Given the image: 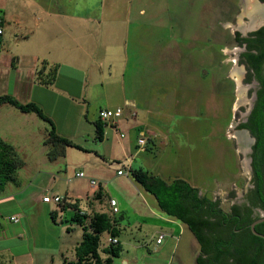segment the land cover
<instances>
[{"label":"rangeland","instance_id":"1","mask_svg":"<svg viewBox=\"0 0 264 264\" xmlns=\"http://www.w3.org/2000/svg\"><path fill=\"white\" fill-rule=\"evenodd\" d=\"M82 1L101 6V12L94 11V14L118 21L119 29L126 30L129 37L125 75L117 84L109 83L106 92L94 90L95 97L89 101L91 106L88 105L89 116L97 118L101 108L107 106H123L126 95L128 108L138 109L140 115L136 124L145 125L148 143L145 150L138 151L137 132L130 130L131 126L122 120L124 117L118 120H122L120 130L109 129L102 141L96 134H90L84 124L80 125V132H85L73 141L83 149L61 144L59 155L54 144H40L43 135L38 130L36 137L27 130L31 138L27 141L35 145L30 144L19 152L28 167L18 168V173L24 182L40 174L38 182L48 188V194L51 189L61 194L68 191L84 202L94 198V191L102 189L108 201L103 200L102 210L110 207L107 211L121 230L123 250L116 259L117 264H123L124 256L131 260L130 264H134L135 258L139 259L135 264H197L191 249L184 251L185 244H199L192 231L187 228L184 234L175 233L176 237L172 238L171 226L160 219V215L168 214L158 207L154 195L133 178L130 168H144L169 182L184 179L199 188L200 196L218 201L226 212L235 204L245 203L252 177L249 139L247 148H241L237 125L249 114L252 95L244 81L245 74H242L241 85L233 76L241 52L234 35L253 29L241 27L249 22L243 14L244 0ZM110 5L116 7L111 9ZM128 6H132L133 11L135 7L137 10L143 7L147 14L139 16L138 12H132L128 18ZM0 8H4V15L6 6L0 5ZM26 15L30 13L25 11L23 16ZM6 24L5 19L4 28ZM16 30L20 33L22 28ZM29 42V37L6 35L0 48V96L9 94L21 100L23 92L20 93L19 88L22 85L33 87L36 69L42 61L32 53ZM14 55L18 59L15 60ZM64 78H61L62 84ZM81 79L77 77L71 84L73 90L82 85ZM138 101L148 103L149 109L144 105L137 107L135 102ZM60 108L59 114L65 106L60 105ZM7 109L11 108L6 106L0 110V136L17 131ZM46 125L50 128L48 123ZM19 133L21 136L22 132ZM116 133L126 136L120 138ZM119 170H124V174H118ZM80 171L86 177H77ZM90 178H95L99 185L90 187ZM31 191L30 188L29 193ZM111 197L118 201V213L112 212ZM68 199L72 201L71 195ZM34 200L26 208L32 214L27 217L33 224H38L44 214L53 220L50 209L57 210L62 218L59 217L54 226L55 236L59 235L58 229L65 232L66 227L71 226L69 237L62 243L70 246L82 240L83 227L70 218L73 209L61 213L59 204L52 201L46 210L40 202L43 201L41 196L37 202ZM161 232L168 235L159 245L156 240ZM107 236L108 233L101 235L102 245ZM71 250L68 252L70 260L75 258V251ZM46 261L52 264L48 258ZM60 263L58 256L54 264Z\"/></svg>","mask_w":264,"mask_h":264},{"label":"crops","instance_id":"2","mask_svg":"<svg viewBox=\"0 0 264 264\" xmlns=\"http://www.w3.org/2000/svg\"><path fill=\"white\" fill-rule=\"evenodd\" d=\"M42 1L43 2L40 0H0V5H5L7 9V12L4 14L7 24L6 28H4V34L0 37V48H2L5 43L6 35L14 38L17 35L29 37V45L32 49L30 50L41 58L42 61L37 69L45 65V72H48L51 68H56L57 71L56 79L53 84L43 85L34 79L33 87H25L22 85L19 88V92H23L22 99L19 100V97L16 98L22 103L34 102L39 105L44 113L54 122L58 134L63 137L73 141V139L85 132H80V125L82 124L85 125L88 131L90 129V134L92 132L94 136L96 134L95 121L99 119V116L97 118L89 116L88 105L91 106L89 101L93 100L95 97V91L102 90L106 92L109 83L117 84L119 78L125 75V67L128 58L126 51L129 39L128 32L119 29L118 21L94 14V11L101 12V6L98 7V5L87 4L82 0ZM115 7V5H110L109 8L113 9ZM2 9L4 8H0L1 13H3ZM25 11L26 13H30V16L26 15V17H24L23 13H25ZM132 12H138L139 16L147 14L143 7L138 10L135 7L133 11L132 6H128L126 12L129 14L128 18H130ZM139 20H141V18ZM140 23L139 21V24ZM17 28H22V31L17 33ZM134 52L137 54L136 45L134 47ZM16 56L14 55L15 60L18 59ZM150 72L156 75L154 71L150 70ZM140 73L142 72H139V74ZM147 74L148 73H146V75ZM62 77H65V83L63 84ZM77 77H82L79 81L82 85H80L78 90H73L71 84L76 82L74 80ZM120 89L123 90L121 86ZM123 98L125 99L123 106H107L101 109L122 107L124 109V118L122 120L131 126L130 130L137 132L138 140L139 133L145 130V125L136 124L140 115L137 111L138 109L128 108L126 105V95L123 96ZM135 103L137 107L144 105L149 109L148 103L146 102L138 101ZM60 105H62V107L65 106L61 114H59L61 110ZM6 106L11 108L7 109V113L13 118L11 124L17 131L0 137L10 143L15 148L18 155L20 151L29 147L30 144L31 146L35 145L33 142L30 143L27 141L31 139L26 133L27 130L33 137H36L38 130L41 135H43L40 144L42 143L45 146L48 144H45L49 138L50 131V128L46 125L48 122L41 119L35 112H23L9 103L1 104L0 110H2L3 107L6 108ZM72 111H75V114H72ZM147 111L151 113L149 110ZM135 112L136 115L134 116L133 114ZM121 121H117V128L114 126L105 127L104 139L107 137L109 129L112 131H117V129L120 130ZM132 122H135V124ZM146 129L149 128L146 127ZM19 132H22L21 136H19ZM117 136L120 137L119 135ZM26 142L28 144H26ZM23 162L24 164L22 167H28V162L24 160ZM18 172L19 170L14 180L8 182L5 188L0 191V264H41V262L42 264H46L47 258L50 263L54 264L58 256L61 258L60 264H64V259H69L68 252L70 249H72L71 251H75L80 242L76 241L74 245L69 244L70 246H66L62 243L65 237H69L68 234L72 229L71 226L66 227L65 232H68L67 234L61 229H58L60 230L59 235L55 236L56 228H54V226L57 224V219L59 217L62 218V216H59L57 210L50 209L51 213L56 212V220H51L44 214L38 224H33L32 219H28L27 217L32 214L28 212L26 208L32 204V201H35L34 199H36V202L40 200V196L43 199V197L47 195H64L68 198H70L71 195V202L80 200L79 208L81 212H85L86 214H91L93 211L108 213L107 210L110 211V207H108L107 210H102L101 207L104 202L103 200H106L104 191L102 189L94 191V198L91 200L87 198L84 202L79 196L71 193L69 195L68 191H66L65 194H61L59 190L51 189L49 190L51 194H48V188H45L43 184L38 182L40 174L35 176L32 181L24 182ZM91 179L95 178L89 179L90 187H92L90 183ZM56 180L57 178L54 177V181ZM13 188L16 189L12 190ZM30 188L33 190L31 193H29ZM99 191L100 200H97L96 198L98 197L97 194ZM40 202L45 206L46 210H48V206L52 203ZM59 208L61 209L60 205ZM68 210L70 209L61 211V213H67ZM70 213L71 212H68V214ZM72 216L73 214L71 213L70 218H72ZM12 217L18 220L14 221L11 219ZM160 219L161 221L169 223L171 226V229L174 231L172 238L176 237L175 233L184 234L187 228L190 230L186 223L169 214L165 217L160 215ZM140 220L144 221L146 219L141 218ZM137 226L141 229L140 224ZM158 226L161 227V223ZM63 233H65V235H63ZM161 234L165 235L164 238L168 235L165 232L159 233V235ZM118 238L121 244H123L121 237ZM106 241L103 246L107 244ZM38 243H43L41 245L43 249H40L41 246H38ZM162 243L163 241L157 244L161 245ZM189 249H191V255L195 257L196 261L199 256H202L203 259L207 258L206 255L202 254L200 244L194 245L191 244V242L189 245L185 244L184 251L187 252ZM159 251L161 250L159 249ZM122 260L123 264L131 263L128 257L124 256ZM138 261L139 259L135 258L134 264L138 263ZM197 264L199 263L197 262Z\"/></svg>","mask_w":264,"mask_h":264},{"label":"trees","instance_id":"3","mask_svg":"<svg viewBox=\"0 0 264 264\" xmlns=\"http://www.w3.org/2000/svg\"><path fill=\"white\" fill-rule=\"evenodd\" d=\"M258 35L264 34L258 33ZM236 36L239 37L240 34L236 33ZM254 60L257 63L264 60V51L255 56ZM44 68L45 65L37 69L36 81L43 85L53 84L57 74L56 68H51L48 72H45ZM3 103H9L23 112H35L41 119L48 122L50 131L47 143L54 144L57 155H59L58 146L61 144L83 149L71 139L59 135L52 119L36 103H22L9 94L0 96V105ZM262 119L259 114H256L253 131L259 137L264 136V120ZM242 126L250 125L247 123ZM105 127L106 123L100 118L95 121L96 138L101 141L105 136ZM137 146L138 151H143L140 150L138 142ZM57 155L55 154V156ZM262 162L264 160L255 162L254 165ZM23 164L24 162L15 148L10 143L0 139V191L5 188L8 182L14 180L18 168L22 167ZM253 169L256 193L264 207V167H253ZM130 172L147 192L154 195L163 211L188 225L201 246L202 254L207 256L206 259L199 256L197 258L199 264H264V238L255 235L251 228L248 230L243 228L241 232L237 233L236 229L241 228V223L240 220L234 218V212H226L219 208L218 201L207 196H200L198 187L191 185L184 179H174L169 182L144 168L131 167ZM99 193L100 191L97 194V199L100 200ZM111 199H109L110 206ZM79 203L80 200L71 202L68 197L64 202L59 203L62 211L73 209L72 220L79 222L83 227V238L75 249V258L72 260L65 258L63 263L117 264L116 259L120 257L123 250L121 242L103 246L101 241L103 233H108V236L120 237L121 230L116 223L117 220L111 217V213L107 212L93 211L91 214H81ZM236 208L235 206L234 209L236 210ZM51 214L56 220V212ZM248 221L251 223L253 219H248ZM255 229L264 234V222L257 224Z\"/></svg>","mask_w":264,"mask_h":264},{"label":"flooded vegetation","instance_id":"4","mask_svg":"<svg viewBox=\"0 0 264 264\" xmlns=\"http://www.w3.org/2000/svg\"><path fill=\"white\" fill-rule=\"evenodd\" d=\"M256 1L264 4V0ZM252 28L253 29L248 31L246 34L244 32H236L240 34L239 37L236 36V33L234 35L237 46L241 48L237 65H243L241 67L243 68V76L245 74L244 81L249 85V91H251L252 95V106L250 112L246 119L237 125V132L246 133L249 139L248 153L250 154L249 161L252 173L250 183L251 189L247 194L245 203L235 204L230 208V212H234V218L240 220L241 223V228L236 229L237 233L241 232L243 228L248 230L251 228V223L253 221L264 215V207L262 206L261 201L258 199V194L256 193V180L253 169V167H264V162L254 165L255 162L264 160V136L259 137L253 131L256 114H259L261 118H263L262 120H264V60L259 63L254 60L255 56L260 55L262 51H264V35H258V33L264 34V31H262L264 28V21ZM247 123L250 126H242ZM235 206L237 207L236 210L234 209ZM219 208H221L220 205ZM248 219H253V221L250 223Z\"/></svg>","mask_w":264,"mask_h":264},{"label":"built area","instance_id":"5","mask_svg":"<svg viewBox=\"0 0 264 264\" xmlns=\"http://www.w3.org/2000/svg\"><path fill=\"white\" fill-rule=\"evenodd\" d=\"M4 23H5V18L3 13L0 12V37L4 34ZM124 115V109L122 107H117L115 109H109V108H105V109H101L99 112V117L100 119L106 123V126H114L115 128L118 127V120L123 117ZM134 116L136 115V112L133 114ZM120 137H125L124 133L120 134ZM138 144L140 147V150H144L147 143H148V136L146 134V131H142L139 133V137H138ZM118 174L122 175L124 174V170H119ZM77 177L80 178H84L86 177L85 173L83 171L77 172L76 173ZM90 183L92 186L95 185H99V182L96 179H91ZM66 200V196L64 195H47L43 197V201L44 202H52L55 201L56 203H62ZM111 206L113 208V212L117 213L119 212V208H118V202L115 198H112L111 201ZM81 214L85 213V212H80ZM14 221H17L18 219H16L15 217L11 218ZM164 234L159 235L158 239H157V243H161L163 238H164ZM107 244H118L119 243V238L118 237H114V236H108Z\"/></svg>","mask_w":264,"mask_h":264},{"label":"bare ground","instance_id":"6","mask_svg":"<svg viewBox=\"0 0 264 264\" xmlns=\"http://www.w3.org/2000/svg\"><path fill=\"white\" fill-rule=\"evenodd\" d=\"M243 14L248 17L249 22L247 24H243L241 27L247 29L249 27H254L258 25L261 21H264V4L259 3L256 0H244L243 1ZM243 69L241 67L236 66L233 71V76L237 83L241 85ZM238 141L240 147L246 149L248 144L247 134L244 132H240L238 134Z\"/></svg>","mask_w":264,"mask_h":264},{"label":"water","instance_id":"7","mask_svg":"<svg viewBox=\"0 0 264 264\" xmlns=\"http://www.w3.org/2000/svg\"><path fill=\"white\" fill-rule=\"evenodd\" d=\"M262 222H264V215H263L262 217L256 219L255 221H253V222L251 223V230L253 231V233H254L255 235L264 238V234L259 233V232L255 229V226H256L257 224H259V223H262Z\"/></svg>","mask_w":264,"mask_h":264}]
</instances>
